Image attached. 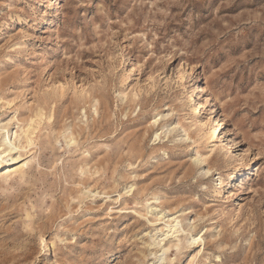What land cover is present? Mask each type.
<instances>
[{"label":"rangeland","instance_id":"rangeland-1","mask_svg":"<svg viewBox=\"0 0 264 264\" xmlns=\"http://www.w3.org/2000/svg\"><path fill=\"white\" fill-rule=\"evenodd\" d=\"M0 126V264H264V0H0Z\"/></svg>","mask_w":264,"mask_h":264},{"label":"bare ground","instance_id":"bare-ground-1","mask_svg":"<svg viewBox=\"0 0 264 264\" xmlns=\"http://www.w3.org/2000/svg\"><path fill=\"white\" fill-rule=\"evenodd\" d=\"M177 79H178V76H177ZM181 80V78H180ZM200 90V89H199ZM201 105L198 104L196 105V107L193 109V114L194 115H197L200 113V110H201ZM200 123V122H199ZM156 124V122H155ZM30 126V125H29ZM34 126V125H33ZM222 126V123H218L216 124V127L214 129H212L211 131H208L206 133V138L207 140H209V142H212L215 137H216V134L218 133L219 134V131L221 132L222 129H220V127ZM202 127V126H201ZM5 129V127H2L0 126V171L3 169V168H10L12 166V164L14 162L17 161V158H14L12 157V154L15 152L16 150V146L14 145L13 141H12V138L11 136L9 135V133L7 131L3 132ZM203 129V128H202ZM30 130V129H29ZM35 130V129H34ZM26 131V130H25ZM2 133H5L2 135ZM26 133V132H24ZM23 134V133H21ZM217 134V135H218ZM12 135V134H11ZM30 135V133H29ZM18 136V135H17ZM70 137V136H69ZM156 137V136H155ZM71 138V137H70ZM217 138V137H216ZM71 140V139H70ZM16 141V140H15ZM7 160H9V163L7 162ZM20 160V159H19ZM19 162V161H18ZM23 166H21L22 168ZM19 168V170L21 169ZM12 172H16V171H12ZM5 173V172H4ZM241 172H235L233 174V176H242V174H240ZM2 182V181H1ZM238 182V181H237ZM165 228H166V234L169 235V234H177L178 233L180 234L181 232H183L182 229L179 228V225L177 223L176 220H171L168 224L165 225ZM163 233V232H162ZM183 234V233H182ZM164 235V234H163ZM200 239V238H199ZM191 244H194L197 242L198 239H195L193 237H191ZM201 240V239H200ZM162 248V247H161ZM163 251H166L164 250V248H162ZM45 250H47V247L45 248ZM47 253V252H45ZM164 255V253H163ZM159 260H162V255L160 257H158ZM162 263V262H161ZM154 264V263H152ZM159 264V263H158Z\"/></svg>","mask_w":264,"mask_h":264}]
</instances>
